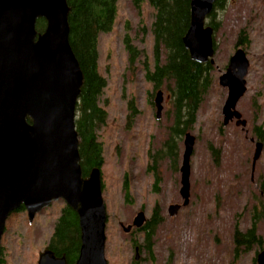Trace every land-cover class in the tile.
<instances>
[{
	"label": "rangeland",
	"instance_id": "374dc122",
	"mask_svg": "<svg viewBox=\"0 0 264 264\" xmlns=\"http://www.w3.org/2000/svg\"><path fill=\"white\" fill-rule=\"evenodd\" d=\"M153 14L146 3L137 11L131 0H119L112 30L99 37L98 67L106 80L99 105L107 113L98 131L105 161L101 171L107 214L105 258L108 264H257L260 249L253 246L236 252L232 236L235 229L244 233L256 225L264 242V198L258 189V179L264 175V147L252 174L254 144L249 142L254 127L264 130V0H228L224 10L216 13L212 84L192 129L186 132L194 137L189 203L173 217L168 215L169 206L183 203L184 136L178 142L176 163L150 158L163 146L173 119L169 90L154 89L144 78L145 64L153 67ZM126 35L139 53L133 68L124 46ZM241 39L249 66L246 92L236 110L247 122V136L234 121L223 125L227 89L219 85ZM158 91L163 92L159 119L154 105ZM64 205L62 201L51 204L32 222L26 212L11 214L0 246L3 264H37ZM154 209L161 222L151 239L153 257L142 249L143 260H135L134 248L143 247L144 232L132 228L124 233L122 228L131 225L139 212L150 219Z\"/></svg>",
	"mask_w": 264,
	"mask_h": 264
},
{
	"label": "water",
	"instance_id": "95a60500",
	"mask_svg": "<svg viewBox=\"0 0 264 264\" xmlns=\"http://www.w3.org/2000/svg\"><path fill=\"white\" fill-rule=\"evenodd\" d=\"M214 3L190 0V22L182 42L191 60L200 64H213L214 30L206 20ZM69 12L66 0H0V246L14 211L23 207L32 222L52 203L62 201L79 220L80 247L74 264H108L101 172L93 169L83 177L80 166L75 119L83 74L69 44ZM39 19L45 21L42 32L37 31ZM248 66L244 50L237 49L219 78V85L227 88L223 125L236 119L237 126H246L236 106L246 92ZM162 101L158 91L157 119ZM193 145L194 137L186 133L180 168L183 203L169 206L170 217L189 203ZM261 150L257 143L252 166ZM145 221L139 212L122 229L124 233L141 229ZM256 263L264 264V250ZM37 264H67V260L46 247Z\"/></svg>",
	"mask_w": 264,
	"mask_h": 264
},
{
	"label": "trees",
	"instance_id": "16d2710c",
	"mask_svg": "<svg viewBox=\"0 0 264 264\" xmlns=\"http://www.w3.org/2000/svg\"><path fill=\"white\" fill-rule=\"evenodd\" d=\"M70 9L69 44L83 74V83L76 106L75 130L78 136V152L82 176L87 177L93 169L100 172L104 166V149L98 141V131L107 120V113L100 107L99 100L106 87L105 78L99 73L98 43L102 34L109 33L116 21L119 0H66ZM228 0H215L208 23L216 31L215 16L223 11ZM147 4L154 12L150 25L153 39V67L146 64L144 78L154 89L163 86L172 97V124L168 127L167 138L157 154L151 155L153 162L168 158L173 163L178 159V142L190 131L195 123L198 109L211 84L212 64H200L191 60L183 45L190 22V0H131L134 9L140 11ZM45 21H37V31L42 32ZM128 28V27H127ZM243 40V41H242ZM244 39L236 48L243 47ZM124 46L129 55V66L134 67L139 53L131 44L128 35L124 37ZM132 114L135 113L132 105ZM210 151H214L209 147ZM156 175V174H155ZM124 190L129 195V186L125 180ZM26 212L23 207L12 214ZM161 218L154 209L151 219L140 231L144 232L145 250L153 257L151 239ZM139 231V232H140ZM235 251L248 250L255 246L264 249L262 238L257 235L256 225L244 233H233ZM47 247L56 257L65 256L67 264H74L80 247V228L76 213L64 205L53 226ZM255 262V259H254ZM0 264H3L0 258Z\"/></svg>",
	"mask_w": 264,
	"mask_h": 264
},
{
	"label": "flooded vegetation",
	"instance_id": "af4514ba",
	"mask_svg": "<svg viewBox=\"0 0 264 264\" xmlns=\"http://www.w3.org/2000/svg\"><path fill=\"white\" fill-rule=\"evenodd\" d=\"M238 49V48H237ZM227 66H228V64H227ZM227 66H226V69H227ZM226 69H225V71H226ZM225 73V72H224ZM223 73V74H224ZM220 78V77H219ZM242 116V115H241ZM243 119V118H242ZM243 120H245V119H243ZM235 122V126L236 127H240V129H241V131H243L244 133H245V135L247 136V134H248V131H247V129H246V126H247V122H246V126H245V128H242V126H237V124H236V119H233L232 121H230V122ZM246 121V120H245ZM229 122V123H230ZM228 123V124H229ZM224 126H226V125H224ZM251 136H253V137H251V138H249V142L252 144H254V152H253V156H254V154H255V151H256V144L257 143H260L261 145H262V150H261V154H262V151H263V147H264V130H262L261 128H259V127H254L253 129H252V131H251ZM260 154V155H261ZM260 158V157H259ZM258 161V160H257ZM256 161V162H257ZM256 162H255V165L254 166H252L251 167V173L253 174L254 173V170H255V166H256ZM252 163H253V158H252ZM258 189H259V193H260V195H261V197L262 198H264V175L263 176H261L259 179H258ZM174 205H179V204H174ZM181 206V205H180ZM182 207H180V209H181ZM179 209V210H180ZM179 212V211H178ZM261 212L264 214V207L261 209ZM262 214V215H263ZM151 219V218H150ZM150 219H148V220H146V222H145V224L147 223V221H149ZM141 229H143V227L141 228ZM140 229V230H141ZM140 230H138V231H140ZM140 232H143V231H140ZM136 249H137V252H138V259H141V260H143V258L141 257V254H142V252H143V250L142 249H145V245H143V247L142 248H139V247H135L134 248V252H136ZM137 259V260H138ZM141 261H139L137 264H139ZM134 264H136V263H134Z\"/></svg>",
	"mask_w": 264,
	"mask_h": 264
}]
</instances>
